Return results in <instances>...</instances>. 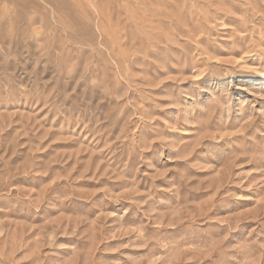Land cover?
Masks as SVG:
<instances>
[{"label":"rangeland","instance_id":"1","mask_svg":"<svg viewBox=\"0 0 264 264\" xmlns=\"http://www.w3.org/2000/svg\"><path fill=\"white\" fill-rule=\"evenodd\" d=\"M0 264H264V0H0Z\"/></svg>","mask_w":264,"mask_h":264}]
</instances>
